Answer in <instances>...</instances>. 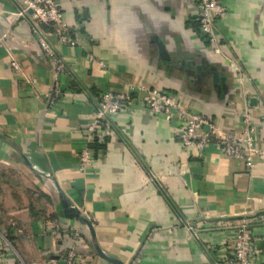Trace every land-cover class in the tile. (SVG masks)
I'll return each instance as SVG.
<instances>
[{"label":"crops","instance_id":"0c3cea01","mask_svg":"<svg viewBox=\"0 0 264 264\" xmlns=\"http://www.w3.org/2000/svg\"><path fill=\"white\" fill-rule=\"evenodd\" d=\"M217 1L219 44L243 85L199 33L195 0H61L77 42L50 38L62 72L42 53L24 1L0 0V257L8 264H64L72 239L53 232L55 221L79 227L88 264H111L89 252L67 200L100 249L124 264H213L221 226L240 220L264 264V156L249 170L214 145L198 156L177 139L178 117L154 116L137 99L97 130V148L86 140L97 97H137L140 85L174 93L223 131L242 129L246 104L264 123V0ZM56 83L62 95L50 103ZM88 145L93 161L81 170Z\"/></svg>","mask_w":264,"mask_h":264},{"label":"built area","instance_id":"2783aa9c","mask_svg":"<svg viewBox=\"0 0 264 264\" xmlns=\"http://www.w3.org/2000/svg\"><path fill=\"white\" fill-rule=\"evenodd\" d=\"M23 1L24 10H31L29 19L42 53L57 72L64 71L65 65L57 58L50 38L61 45L75 46L77 42L69 34L70 28L60 8L61 0ZM195 8L199 33L212 46L213 52L221 55L233 67L238 82L243 85L242 70L236 60L225 56L222 52L215 29L216 19L224 13V5L217 0H195ZM42 25L47 26L48 29L43 30ZM11 67L15 71L20 70L15 61L11 62ZM32 83L34 84L36 81L32 80ZM137 88V97L133 96L132 91L128 93L103 91L97 97L96 115L85 130L86 140L90 145L96 138L97 130L108 125L111 115L128 107L137 99L154 116H161L167 120H171L175 116L178 117L177 139L186 149L193 150L198 156H201L209 145H214L220 148L227 157L241 161L248 170L254 166L256 157L264 156V148L257 146L259 136L264 137V123L253 122L254 117L248 104L241 113L242 129L240 131H223L207 115L189 109L174 93L145 85H140ZM61 95L62 90L56 83L52 89L50 103L55 102ZM261 119L264 121V115ZM92 161L93 151L88 145L79 152V168L85 170ZM52 227L54 233L67 232L72 239L71 246L62 256L63 263L88 264L86 254L77 248L83 237L79 227L75 225L62 226L58 221L53 222ZM221 228L222 243L219 244L213 264H263L261 250L254 243L253 232L247 220H240L233 224L226 222ZM0 264H8L3 255L0 257ZM18 264L36 263L20 261Z\"/></svg>","mask_w":264,"mask_h":264},{"label":"water","instance_id":"95a60500","mask_svg":"<svg viewBox=\"0 0 264 264\" xmlns=\"http://www.w3.org/2000/svg\"><path fill=\"white\" fill-rule=\"evenodd\" d=\"M28 13H31V10H28ZM61 196H63V193H61ZM63 198H64V196H63ZM64 200H67V199L65 198ZM65 202H66V207H67V210L65 209V213H67L66 215L68 217H71V218L75 219L77 222L85 225V227L88 230V233L90 235L89 252L100 256L101 258H103L104 260H106L107 262H109L111 264H124L119 259L114 258V257L104 253L100 249V247L98 246V244L96 242V237H95L94 229H93V226H92L91 222L86 217H84L78 211L77 208L73 207L68 200L65 201Z\"/></svg>","mask_w":264,"mask_h":264},{"label":"trees","instance_id":"16d2710c","mask_svg":"<svg viewBox=\"0 0 264 264\" xmlns=\"http://www.w3.org/2000/svg\"><path fill=\"white\" fill-rule=\"evenodd\" d=\"M45 29L47 30L48 29V27L46 26L45 27ZM92 146H93V148H97L98 146H97V143H96V141L94 140V142L92 143Z\"/></svg>","mask_w":264,"mask_h":264}]
</instances>
